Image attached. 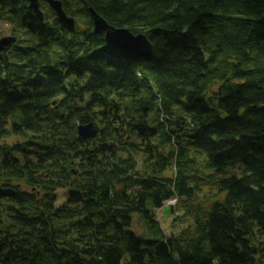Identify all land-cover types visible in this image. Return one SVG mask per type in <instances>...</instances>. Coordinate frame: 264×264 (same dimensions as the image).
Segmentation results:
<instances>
[{
	"label": "trees",
	"instance_id": "trees-1",
	"mask_svg": "<svg viewBox=\"0 0 264 264\" xmlns=\"http://www.w3.org/2000/svg\"><path fill=\"white\" fill-rule=\"evenodd\" d=\"M0 0V264H264V0ZM92 8L149 58L99 52ZM93 124L92 138L78 127ZM175 200L184 225L155 212Z\"/></svg>",
	"mask_w": 264,
	"mask_h": 264
},
{
	"label": "water",
	"instance_id": "water-1",
	"mask_svg": "<svg viewBox=\"0 0 264 264\" xmlns=\"http://www.w3.org/2000/svg\"><path fill=\"white\" fill-rule=\"evenodd\" d=\"M28 11L40 22H44L43 13L40 10V2L46 3L55 13V21L61 31L74 34L75 19L67 16L62 8L61 0H28ZM92 20L93 31L104 35V44L99 52L106 57L119 61H138L142 58H149L153 53V47L143 34L134 35L127 28H116L109 25L92 8H88ZM16 42L15 37H3L0 39V53ZM96 133L95 126L88 124L78 127V136L82 139L92 138ZM9 189L0 188V197L11 195Z\"/></svg>",
	"mask_w": 264,
	"mask_h": 264
},
{
	"label": "rangeland",
	"instance_id": "rangeland-1",
	"mask_svg": "<svg viewBox=\"0 0 264 264\" xmlns=\"http://www.w3.org/2000/svg\"><path fill=\"white\" fill-rule=\"evenodd\" d=\"M77 23V22H76ZM12 28L9 25L0 23V37H14L11 35ZM16 41L17 38L15 37ZM175 201H168L164 206L155 212L156 219L160 222V226L167 233L177 232L184 226L178 218L177 207L174 206Z\"/></svg>",
	"mask_w": 264,
	"mask_h": 264
},
{
	"label": "flooded vegetation",
	"instance_id": "flooded-vegetation-1",
	"mask_svg": "<svg viewBox=\"0 0 264 264\" xmlns=\"http://www.w3.org/2000/svg\"><path fill=\"white\" fill-rule=\"evenodd\" d=\"M11 33V32H10ZM2 37H0V39H1ZM9 48V47H8Z\"/></svg>",
	"mask_w": 264,
	"mask_h": 264
}]
</instances>
